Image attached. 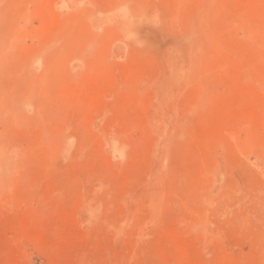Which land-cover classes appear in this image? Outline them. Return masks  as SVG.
<instances>
[{"label":"rangeland","instance_id":"374dc122","mask_svg":"<svg viewBox=\"0 0 264 264\" xmlns=\"http://www.w3.org/2000/svg\"><path fill=\"white\" fill-rule=\"evenodd\" d=\"M1 154L0 264H264V0H0Z\"/></svg>","mask_w":264,"mask_h":264},{"label":"bare ground","instance_id":"6f19581e","mask_svg":"<svg viewBox=\"0 0 264 264\" xmlns=\"http://www.w3.org/2000/svg\"><path fill=\"white\" fill-rule=\"evenodd\" d=\"M122 4H124V3H122ZM128 5V4H127ZM124 8V7H123ZM125 13H127L128 12V17H130L132 14H129L130 12L129 11H124ZM144 12V11H143ZM72 13V12H71ZM122 14H124V13H122ZM153 14H154V12H153ZM152 14V15H153ZM126 15V14H125ZM137 15H139L138 17H140V13H138ZM146 15V14H145ZM127 16V15H126ZM132 17H134V16H132ZM143 17V16H142ZM130 19H132L131 17H130ZM126 21V20H125ZM128 21V20H127ZM131 21V20H130ZM133 21H134V19H133ZM136 21V20H135ZM73 24H75V23H73ZM129 24H131V22L129 23ZM133 24V23H132ZM136 24V23H135ZM123 25V24H122ZM133 31V30H132ZM54 43V42H53ZM93 43V42H92ZM171 45V44H170ZM171 47V46H170ZM81 54V53H80ZM80 57V56H79ZM194 61H195V59H194ZM197 62V61H196ZM192 64H193V62H192ZM27 101H25L24 103H26ZM28 103V102H27ZM16 106V105H15ZM114 141V140H113ZM113 143V142H112ZM114 145H115V143H114ZM116 146V145H115ZM114 146V147H115ZM8 154V153H7ZM9 155V154H8ZM2 156V154L0 155V157ZM6 156V155H5ZM2 157H4V156H2ZM1 157V158H2ZM0 158V159H1ZM8 158V157H7ZM3 159V158H2ZM5 159H6V157H5ZM3 161V160H2ZM2 161H0V163H2ZM6 161V160H5ZM6 162H8V161H6ZM4 165V164H3ZM2 167V166H1ZM4 167H5V165H4ZM3 168V167H2ZM2 170V169H1Z\"/></svg>","mask_w":264,"mask_h":264}]
</instances>
